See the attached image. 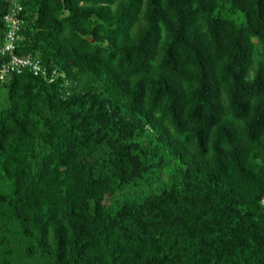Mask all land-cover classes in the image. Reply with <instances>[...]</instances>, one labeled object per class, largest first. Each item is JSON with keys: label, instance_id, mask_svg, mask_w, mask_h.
<instances>
[{"label": "trees", "instance_id": "1", "mask_svg": "<svg viewBox=\"0 0 264 264\" xmlns=\"http://www.w3.org/2000/svg\"><path fill=\"white\" fill-rule=\"evenodd\" d=\"M22 4L0 264H264V0Z\"/></svg>", "mask_w": 264, "mask_h": 264}, {"label": "built area", "instance_id": "2", "mask_svg": "<svg viewBox=\"0 0 264 264\" xmlns=\"http://www.w3.org/2000/svg\"><path fill=\"white\" fill-rule=\"evenodd\" d=\"M23 1L8 0L10 8L3 17L6 33L2 43H0V57H4L5 60L0 65V80H5L11 74H21L25 70H28L35 76L44 75L52 80V75H55V71H52L51 76L48 77L47 70L42 67L39 59L30 55L19 56L15 52L23 24L21 18Z\"/></svg>", "mask_w": 264, "mask_h": 264}, {"label": "rangeland", "instance_id": "3", "mask_svg": "<svg viewBox=\"0 0 264 264\" xmlns=\"http://www.w3.org/2000/svg\"><path fill=\"white\" fill-rule=\"evenodd\" d=\"M0 99H3L2 93L4 94V97L6 96V88H2L1 92H0ZM2 99L0 100V103L2 102Z\"/></svg>", "mask_w": 264, "mask_h": 264}]
</instances>
